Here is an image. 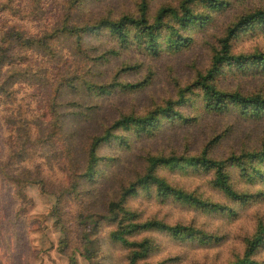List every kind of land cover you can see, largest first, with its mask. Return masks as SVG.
Instances as JSON below:
<instances>
[{
    "label": "trees",
    "instance_id": "trees-1",
    "mask_svg": "<svg viewBox=\"0 0 264 264\" xmlns=\"http://www.w3.org/2000/svg\"><path fill=\"white\" fill-rule=\"evenodd\" d=\"M44 1L0 0V262L29 264L23 246L31 229L20 226L30 205L25 194L28 184L40 185L65 205L76 195V210L99 215L88 232L82 225L64 223L63 253L71 262L77 251L86 260L103 255L105 264H170L157 261L162 252L155 242L165 239L160 233L183 246L218 243L204 233L142 215L155 201L166 209L177 204L201 214L238 218V212L264 198V148L223 160L205 153L191 158L146 156L128 184L116 182L117 190L105 192L113 174L129 163L128 153L171 124L190 129L202 114L229 112L254 121L264 119L263 96L227 94L215 86L225 69L264 75V51L235 54L234 46L257 30L264 34V10L231 24L213 46L206 69L197 71L162 105L144 116L132 111L108 121L102 110L116 95H135L149 81L110 82L97 70L100 60L132 49L154 58L180 54L194 44L190 32L203 31L230 0H179L176 7L160 8L151 20L147 14L151 0H142L137 17L123 14L95 21L88 19L86 8L107 0H49L54 10ZM163 169L174 175L188 176V171L207 175L210 190L226 203L200 200L175 189L158 176ZM241 184L251 185L255 192L249 193L254 190L249 187L241 191ZM70 225L81 234L79 248L69 246ZM102 227L107 230L96 241L98 249H84L94 244L89 233ZM242 248V255L231 264H264L255 259L264 249V219L257 220Z\"/></svg>",
    "mask_w": 264,
    "mask_h": 264
},
{
    "label": "rangeland",
    "instance_id": "rangeland-1",
    "mask_svg": "<svg viewBox=\"0 0 264 264\" xmlns=\"http://www.w3.org/2000/svg\"><path fill=\"white\" fill-rule=\"evenodd\" d=\"M142 0H107L102 4L87 7L92 21L105 20L106 17H119L123 14L138 16L140 14ZM46 3V4H45ZM45 0L43 4H49ZM179 0H151L149 2L148 18L155 17L162 7H176ZM49 4V10H54ZM257 10H264V0H230L229 7L216 17L201 32L190 34L194 37V44L186 51L177 55L161 54L154 58L131 51L119 52L110 56L106 62L101 63L97 70L103 72V78L117 80L119 82L135 83L138 80L147 79L149 84L142 91L129 96L122 94L115 96L102 110L108 121L116 118L117 114H130L132 111L138 116H144L148 111H153L155 106L162 105L169 97L175 94L178 88L192 81L197 71L206 69L213 53V46L217 40L224 36L227 28L239 19L253 15ZM105 18V19H103ZM101 20V21H102ZM257 30L254 35L242 36L235 46V54H253L264 51V34ZM104 48V47H103ZM99 55L92 58L93 61ZM100 57V56H99ZM92 60L88 63H92ZM132 68V71H128ZM151 78V80H150ZM215 86L219 91L227 94L239 93L242 96L261 95L264 97V75L255 74L250 70L247 74L231 72L225 69L220 75ZM264 148V119L254 121L242 118L239 114L229 112L223 115L202 114L196 125L190 129H184L169 125L165 127L158 137L147 144H137L128 153L129 163L120 171L113 174V183H110L105 193L117 190L116 182L126 181V184L134 177V172H139V162L146 156L151 157H178L191 158L205 153L208 158L223 160L231 155H241L243 152L260 151ZM141 170V169H140ZM188 176L180 173L174 175L168 170H160L159 177L167 179L175 189L182 190L200 200H210L214 203H226L223 197L214 194L208 184L205 174H196L192 171ZM133 177V178H131ZM239 180H237V183ZM241 191L251 185H239ZM30 205L26 208L21 227L27 232V244L23 250L29 253V264H105L103 255L93 260H86L80 252H74L73 262L63 253L64 251V223L82 225L83 230L89 231L99 215L94 216L87 210H76L73 202H77L78 196H73L71 203L65 205L59 203L57 195L51 194L41 188L40 185L28 184L25 188ZM104 203V200H103ZM177 204L162 207L158 202H151L148 211L141 210V206L135 209L145 211L144 219L157 220L167 226H181L191 229L197 234L204 233L208 238H217L220 241L211 245H195L193 242L187 245L174 244L169 235L160 233L164 240L155 242V247L161 249L158 262L170 264H231L242 255L243 242L254 231L257 220L264 219V198L250 204L246 211L238 212L239 217L230 219L220 217L218 214H205L194 212L185 205ZM134 210V209H132ZM99 211V210H98ZM138 213L136 210H134ZM100 212V211H99ZM25 223H24V222ZM20 227V229H21ZM72 231L69 237L70 248H79L81 234L70 225ZM107 228L102 227L98 233L90 232L88 239L94 244H86L84 249L97 250L96 241L103 239ZM166 241V244H165ZM86 243V242H85ZM164 247V248H163ZM11 252V249H8ZM118 255V254H117ZM256 261L264 263V249H261L255 257ZM23 260V258H22ZM24 261V260H23ZM0 264H11L9 261ZM22 264V263H21Z\"/></svg>",
    "mask_w": 264,
    "mask_h": 264
}]
</instances>
